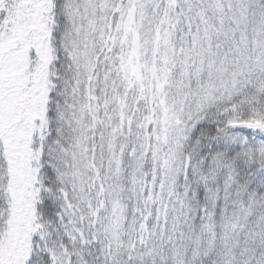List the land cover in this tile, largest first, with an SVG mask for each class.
<instances>
[{
  "label": "snow or ice",
  "instance_id": "1",
  "mask_svg": "<svg viewBox=\"0 0 264 264\" xmlns=\"http://www.w3.org/2000/svg\"><path fill=\"white\" fill-rule=\"evenodd\" d=\"M0 264H264V0H0Z\"/></svg>",
  "mask_w": 264,
  "mask_h": 264
}]
</instances>
